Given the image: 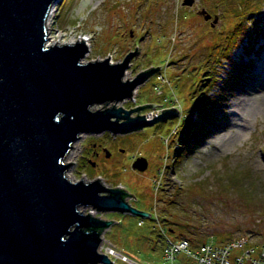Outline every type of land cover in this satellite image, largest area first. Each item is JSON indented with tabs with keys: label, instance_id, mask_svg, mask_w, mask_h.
Masks as SVG:
<instances>
[{
	"label": "rangeland",
	"instance_id": "374dc122",
	"mask_svg": "<svg viewBox=\"0 0 264 264\" xmlns=\"http://www.w3.org/2000/svg\"><path fill=\"white\" fill-rule=\"evenodd\" d=\"M215 1L194 0L190 6L184 0H58L48 14V34H60L57 44H75L76 39L90 44L83 63L109 56L111 63H120L138 47L124 81L151 67H162L136 87L131 98L96 104L93 109L157 105L156 110L135 111L132 117L139 114L154 119L175 111L182 115L180 120L126 134L85 133L67 155L66 162H74L66 172L71 181L100 178L109 188H124L134 195L127 198L129 203L151 215L97 214L100 219L113 220L102 233L100 248L116 264H167L165 231L189 239L194 247L250 234L264 240L261 196L250 200L240 190L222 187L216 179L217 173L239 170L264 191V7L260 17L254 15L259 22L254 17L248 20L254 30L250 41L249 37L240 39V30H233L237 17L231 14L242 11L237 9L241 0H226L230 5L223 12ZM204 8L220 20L211 17L208 22L199 13ZM229 52L232 59L250 63L249 79L217 119L205 123L206 134L193 136L189 126L200 107L207 96L221 90L231 71L233 62L223 55ZM201 126L197 124V129ZM93 142L124 151H117L102 168H92L86 158ZM139 156L149 162L144 171L132 168ZM87 208L82 207L91 213L92 208ZM185 258L180 256L179 261Z\"/></svg>",
	"mask_w": 264,
	"mask_h": 264
},
{
	"label": "water",
	"instance_id": "95a60500",
	"mask_svg": "<svg viewBox=\"0 0 264 264\" xmlns=\"http://www.w3.org/2000/svg\"><path fill=\"white\" fill-rule=\"evenodd\" d=\"M56 1L0 0V264H116L100 248L98 231L113 220L82 207L151 215L132 206L124 188H109L100 178L71 181L66 172L74 162L67 155L85 133L126 134L182 115L132 117L157 105L93 109L131 98L162 67L124 81L138 47L113 64L110 56L83 63L85 41L49 45L46 23ZM199 13L212 17L205 8ZM148 164L139 156L132 168L144 171Z\"/></svg>",
	"mask_w": 264,
	"mask_h": 264
},
{
	"label": "trees",
	"instance_id": "16d2710c",
	"mask_svg": "<svg viewBox=\"0 0 264 264\" xmlns=\"http://www.w3.org/2000/svg\"><path fill=\"white\" fill-rule=\"evenodd\" d=\"M227 1L226 0H216L215 1L216 8H218L219 6V9L221 8L220 10H222V12L228 9V6L230 5V3L227 6L225 4ZM62 2H66V0H62ZM204 2L206 3V1ZM217 2H219V5H217ZM263 7H264V0H241L239 2L237 9H241L242 11L239 12L238 14L234 12L231 15L233 19L237 17V22L234 25L235 27L233 30H234V33H235V30H240L239 32L240 39L249 37L251 41L250 36L253 34L254 30H253V26L248 25V20L249 21L250 19L252 20V18L250 17H254V15L256 14H258L259 16ZM213 10L217 11L216 9H213ZM254 18H255L254 21H258V22L260 21V19L256 18V16ZM250 46L253 49V46L252 45ZM250 46L248 48H250ZM230 52L228 54H223V55H225L224 56L225 58L233 62L231 66V71L229 72L227 78L224 79V84L221 90L215 91L213 95L207 96L206 98L207 100H205L204 104L200 107L197 118L193 119L191 125L189 126V131L191 132L193 136L200 135V134L205 135L206 132L203 130L204 126L207 127L205 123L207 122L209 123L210 121L214 122V120L217 119V114L219 113V111L228 104L230 97L236 91L244 90L246 86V81H247L246 79L247 78L249 79V74L251 72V65L245 59L244 60L241 59L239 61L232 59L230 57ZM202 93L203 92H201V94ZM195 106L196 105H193L192 107H195ZM145 107H148V105H146ZM197 124L199 125L201 124L203 125V127L201 126L199 127V129H197ZM262 154L264 156V148H262ZM216 179L222 187L227 186L230 190H240L250 200H252V198L255 195L259 194L261 196L260 199L264 201V196H263L264 191L259 190L258 185L255 182H250L248 178L243 176V173H241L239 170L231 171L229 175H224V173L221 174V172L217 173ZM126 197L127 198L129 197L128 192H127ZM169 230L174 231L173 228H169ZM98 231L103 233L104 229H99Z\"/></svg>",
	"mask_w": 264,
	"mask_h": 264
},
{
	"label": "built area",
	"instance_id": "2783aa9c",
	"mask_svg": "<svg viewBox=\"0 0 264 264\" xmlns=\"http://www.w3.org/2000/svg\"><path fill=\"white\" fill-rule=\"evenodd\" d=\"M90 211L92 215L96 212L93 209ZM163 235V253L167 264H182L180 256L186 257L192 264H264V240L258 241L251 234L222 244L205 242L195 247L187 238L174 237L166 231Z\"/></svg>",
	"mask_w": 264,
	"mask_h": 264
},
{
	"label": "flooded vegetation",
	"instance_id": "af4514ba",
	"mask_svg": "<svg viewBox=\"0 0 264 264\" xmlns=\"http://www.w3.org/2000/svg\"><path fill=\"white\" fill-rule=\"evenodd\" d=\"M210 20L208 19V22ZM108 150V151H107ZM117 151L123 152L124 149L107 146L103 142H93L88 149L87 163L92 168H102L105 162L113 159ZM134 160V159H133Z\"/></svg>",
	"mask_w": 264,
	"mask_h": 264
},
{
	"label": "bare ground",
	"instance_id": "6f19581e",
	"mask_svg": "<svg viewBox=\"0 0 264 264\" xmlns=\"http://www.w3.org/2000/svg\"><path fill=\"white\" fill-rule=\"evenodd\" d=\"M55 3H56V2H55ZM55 5H56V4H54V5L51 7V9H53V7H55ZM55 9H56V8H55ZM55 9H54V10H55ZM47 23H48V22H47ZM48 28H49V23H48ZM59 35H60V34H59ZM59 35H57V36L59 37ZM57 36H53L52 34H50V31H49V34H48V37H47V42H48V44H49V45H53V44H57V43H59V42H58L59 39H58ZM75 39H76V38L70 40L69 42H74ZM76 40H78V39H76ZM87 42H88V41H87ZM88 44H89V43H88ZM88 44L86 43V45H87L88 48H89L90 44H89V45H88ZM68 158H69V157H68ZM88 208H89V207H88ZM88 208H87V209H88ZM90 208H92L93 210H95V211L97 212V214H98V213H105V212H99V211H98L97 209H95L94 207H90ZM85 211H86V210H85ZM85 211H84V212H85ZM89 212H90V210H89ZM96 212H95V214H94L95 216L97 215ZM85 213H87V212H85ZM89 214H91V213H89ZM94 215H93V216H94ZM97 216H98V215H97ZM97 216H96V217H97ZM99 217H100V216H99ZM112 250H113L112 248H109V252H113Z\"/></svg>",
	"mask_w": 264,
	"mask_h": 264
}]
</instances>
